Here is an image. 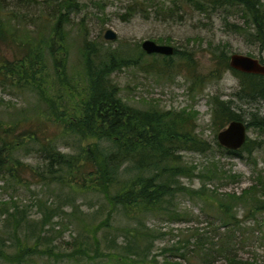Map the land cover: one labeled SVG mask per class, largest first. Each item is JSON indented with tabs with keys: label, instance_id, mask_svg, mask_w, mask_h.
<instances>
[{
	"label": "trees",
	"instance_id": "trees-1",
	"mask_svg": "<svg viewBox=\"0 0 264 264\" xmlns=\"http://www.w3.org/2000/svg\"><path fill=\"white\" fill-rule=\"evenodd\" d=\"M189 1L202 13L236 9L243 23L224 20V26L249 43L264 48L262 0ZM5 3L7 0H0V46L5 42L7 46L19 49L21 55L10 65L0 54V76H3L1 70L9 71L13 75L11 86L21 85L20 89L24 90L30 83L37 82L35 77L44 73L50 62L57 86L64 91L79 92V100L73 105L74 112L70 114L61 97L56 98L57 103L46 104L44 100L47 95L38 84L39 100L46 105L45 114L38 112L32 116L23 110L16 116L4 117L0 112L2 187L11 183L22 185L25 180L21 172L29 170L38 182L47 183L48 187L57 186L60 193L64 190L83 196L94 193L98 206L88 220L76 217L81 223L76 228L77 234L71 237L69 243L61 244L63 251L56 252V246L47 243L54 242L53 236L41 235L46 234L45 227L50 225L49 221L55 216L53 210H61L60 206L47 210L42 221L35 224L28 221L26 213L19 209L11 197L9 203L0 204L3 223L12 225V231L7 236L0 235V258L8 264H22L25 257L30 255H44L77 263L82 259L93 262L97 258H104L114 262L112 264H258L243 262L234 254L232 247L237 232V204L243 202L251 206V217H254V212L264 211V177L257 174L256 184L243 190L239 196L207 189L206 182L221 186L237 180L239 176L224 171L213 162L195 173L196 165H189L182 160L180 152L183 151L202 154L211 151L209 143L197 132L198 113L193 108L177 112L133 108L124 101L120 88L111 77L123 69L143 67V59L147 56L160 57L161 68L155 62H150L145 64L146 72L157 69L164 74L165 70L171 68L175 56L182 58L181 61L192 69L191 92L202 91L208 81H215L225 72L231 71L242 80L237 97L245 98L246 101H264V77L233 70L228 64L229 56L218 47L210 54L211 67L206 74H201L197 70L193 52L174 49L171 56L147 55L139 44L134 48L124 45L125 48L113 50L98 42H88L85 35L79 34L82 75L76 79L65 73V58L69 54L66 25L71 14L81 11L79 1H58L51 10V20L43 26L47 32H37V35L35 31L31 35L23 32V37H20L18 24L11 23L16 20V13L10 11L3 14ZM143 5L132 0L124 8L127 13L134 15ZM79 80L83 85L79 84ZM232 104L223 101L219 95L211 97L212 122L217 128L223 129L231 121H241L240 116L232 110ZM77 111H80V115L76 114ZM250 125L264 132V116L255 115ZM64 133L73 136L75 139L72 142L79 146L65 144L72 153H64L59 149ZM88 138L95 142L82 148ZM262 144L264 141L255 144L246 140L239 150L223 149L227 155L241 159L244 154L240 153L243 151L249 160L253 150L264 148ZM19 151L36 153L40 162L36 167L28 166L20 161L17 156ZM251 163L257 164L256 160ZM181 178H199L201 186L197 190L191 189L181 182ZM182 196H187L191 201L199 199L195 202L202 205L199 206L200 212L212 206L217 215L208 226L217 221V229L223 231L219 232L217 242L212 243L215 246L205 248V244H208L207 235L194 229L191 237L182 241V244L192 246L190 250L186 253L181 251L176 261L170 262L164 258L158 262L151 253L161 231L147 226L146 220L149 216L168 222L182 220L181 210L177 207L178 199ZM197 203L193 205L197 207ZM61 213L65 214L63 211ZM184 213L197 221V216L191 211ZM123 217L129 226H115L114 223ZM20 230L25 232L23 238L19 237ZM30 238L33 240L32 245L26 242ZM9 242L15 243L17 247L10 256L5 253V248L10 246L2 249L3 244ZM176 244L181 243L177 241ZM41 245L44 248L40 249ZM101 249L108 251L107 254L102 253ZM218 258L222 259L221 263H218Z\"/></svg>",
	"mask_w": 264,
	"mask_h": 264
},
{
	"label": "rangeland",
	"instance_id": "rangeland-1",
	"mask_svg": "<svg viewBox=\"0 0 264 264\" xmlns=\"http://www.w3.org/2000/svg\"><path fill=\"white\" fill-rule=\"evenodd\" d=\"M58 1L61 0H7L3 14L10 11L16 13V20L11 23L12 25L18 24L17 29L20 37L23 32L30 35L33 34L32 31H35L36 35L37 32L46 33L47 28H43V26L51 20V10ZM78 1L81 5V11L71 14L70 21L66 25L69 54L65 58L66 75L76 79L82 75L79 34L85 35L88 42H98L103 44L105 48L113 50L125 48L124 45L134 48L137 44L141 48V43L149 39L157 44L170 45L179 52H193L197 70L201 74H206L211 67L210 54L217 47L226 52L228 56L234 53L249 55L264 63V48L249 43L244 37L232 33L230 28L224 26V20L235 24L243 23L236 9H223L214 13L209 10L207 13H202L189 0H136L144 3V5L137 9L136 14L131 15L127 13L124 7L132 0ZM262 1L264 2V0ZM106 30H112L116 34V39L113 41L104 40L103 35ZM2 43L0 54L11 65V62L21 55V51L12 45L7 46L5 42ZM181 60L182 58L174 56L171 68L165 70L163 74L157 69L153 72H146L145 64L150 62H155L157 67L161 68L160 57L147 56L143 59V67L123 69L115 72L111 78L120 88L124 101L133 108L141 110L156 108L165 112H177L193 108L198 113L197 132H200L202 138L209 143L211 151L206 154L183 151L180 152L182 160L189 165H196L195 173L213 162L224 171L237 174L239 176L237 180L228 181L226 185L217 186V184L209 182L206 184L207 189H216L219 194L235 193L239 196L243 190L256 184L257 174L264 177V148L253 150L249 160L243 151L240 153L244 154L242 159L227 155L224 149L218 146L216 137L222 129L217 128L212 122L209 102L214 95H219L225 102H232V110L247 125V140L256 144L264 141V132H260L250 123L255 115L264 116V101H246L245 98L237 97L242 80L231 71L225 72L215 81H208L203 86L202 91L191 92L189 87L193 81L191 78L192 69ZM49 65L44 73L35 77L37 82L30 83L29 87L24 90L20 89L21 85L13 88L11 86L13 75L7 70H1L3 74L0 76V112L2 116H16L23 110L32 116L38 112L45 114L46 105L39 100L38 84L41 85L47 95V99L44 100L46 104L57 103L56 98L61 97L62 102L68 108V112L70 114L74 112L73 105L79 100V92L61 90L57 86L56 76L51 70V65ZM79 84L83 85L80 80ZM76 114L80 115V111H77ZM60 132L62 131L60 130ZM63 136L59 149L61 152L69 153L71 149L65 147V144L77 146L75 142H72L75 138L66 133ZM92 142L95 140L86 139L82 148ZM17 156L20 157L21 162L28 166L36 167L37 163L40 162L36 153L19 151ZM254 160L257 162L256 165L251 163ZM32 175L33 173L29 170L21 172V177L25 182L23 181L22 185L19 186L11 183L2 187L3 182L0 181V204L2 202L9 203L10 198L13 197L19 209L26 213L28 221L35 224L42 221L43 216L47 215V210H53V207L60 206L61 210H53L55 216L53 215L54 217L49 221L50 225H46V234L42 233L41 236L52 235L54 242L47 241V243L54 244L56 252L63 251L64 249L60 248L61 244L69 243L71 237L78 232L76 228L81 223L77 221L76 217L79 216L82 220H88L98 206L97 196L94 193L83 196L80 193H68L66 190L60 193L57 186L48 187L46 186L47 183L38 182V179ZM180 180L185 186L194 190L201 186L199 178H181ZM195 201L200 200L194 198L191 201L187 196L178 199L177 207L181 210L182 219L180 221L174 219L168 222L153 216H149L146 220L147 226L161 231L151 253L158 262H162L164 258L170 262L176 261L178 260L176 256L181 251L186 253L190 250L192 246L182 244V241L189 239L194 229H198L207 235L208 244H205V248L217 242L219 232H222L223 229H220L221 231L217 229L219 226L217 221L212 226H208L211 224L210 222L215 220L214 217L217 215L215 209L212 206L208 207L210 209L205 207L204 212H200L199 206L202 205ZM195 203L198 204L197 207L193 205ZM250 209L251 206L246 203L237 204V232L232 249H234L237 258L243 262L264 264V211L254 212V217H251L249 215ZM62 211L65 214H62ZM185 211H191L197 216V221L191 219L184 213ZM3 220V217L0 216V235L7 236V233L12 231V225L9 223L5 225ZM116 222L114 223L115 226H129L124 217L119 218ZM24 234L25 232L20 230L19 237L23 238ZM119 240H121L120 237ZM177 241L181 244H176ZM26 242L32 245L33 240L30 238ZM39 244L43 243L40 242ZM3 245L2 249L10 246L5 248V253L9 256L17 250L15 243L9 242ZM39 248H44V245ZM164 248V251L161 250ZM101 250L105 254L108 252L105 249ZM118 252L122 255L121 251ZM93 262L82 259L77 263L71 260H55L53 257L44 255H30L25 257L22 264L114 263L104 258H97ZM221 262L222 259L218 258V263ZM0 264H8V262L0 258ZM120 264H129V262H121Z\"/></svg>",
	"mask_w": 264,
	"mask_h": 264
},
{
	"label": "water",
	"instance_id": "water-1",
	"mask_svg": "<svg viewBox=\"0 0 264 264\" xmlns=\"http://www.w3.org/2000/svg\"><path fill=\"white\" fill-rule=\"evenodd\" d=\"M103 38L113 41L116 39V34L112 30H106ZM141 49L147 55L171 56L174 53L172 46L157 44L149 39L141 43ZM228 64L230 68L238 72L264 77V63L258 58L234 53L229 56ZM216 139L217 143L225 150H239L247 140V125L242 121H231L217 133Z\"/></svg>",
	"mask_w": 264,
	"mask_h": 264
},
{
	"label": "flooded vegetation",
	"instance_id": "flooded-vegetation-1",
	"mask_svg": "<svg viewBox=\"0 0 264 264\" xmlns=\"http://www.w3.org/2000/svg\"><path fill=\"white\" fill-rule=\"evenodd\" d=\"M261 61V60H260ZM262 62V61H261Z\"/></svg>",
	"mask_w": 264,
	"mask_h": 264
}]
</instances>
